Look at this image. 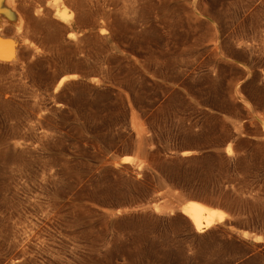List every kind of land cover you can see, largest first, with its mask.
Wrapping results in <instances>:
<instances>
[{
    "label": "rangeland",
    "instance_id": "rangeland-1",
    "mask_svg": "<svg viewBox=\"0 0 264 264\" xmlns=\"http://www.w3.org/2000/svg\"><path fill=\"white\" fill-rule=\"evenodd\" d=\"M59 1L7 7L0 264H264V0Z\"/></svg>",
    "mask_w": 264,
    "mask_h": 264
},
{
    "label": "bare ground",
    "instance_id": "bare-ground-1",
    "mask_svg": "<svg viewBox=\"0 0 264 264\" xmlns=\"http://www.w3.org/2000/svg\"><path fill=\"white\" fill-rule=\"evenodd\" d=\"M56 4V11L60 19L66 20L69 19L72 14L68 12V9L60 3L59 0H54ZM14 0H0V61L1 62H12L16 63L18 60V50L20 44H26V39H23V42H19L16 39L6 37L3 33V29L7 27L12 21H18L15 26V30L20 32L22 28V20L17 18L15 14L8 9L9 5H12ZM104 29H102L103 31ZM72 33H70L71 35ZM75 74H69L62 77L56 85V88H59L67 79L75 78ZM232 152L231 144H228L227 153ZM191 151H184L182 154H190ZM1 154V147H0ZM190 200H186L183 204L179 206L180 211L185 214L192 226L194 227L197 233H201L204 230L214 226L215 224L224 220L225 215L224 211L215 207L211 204L206 203L205 201H199L195 198L196 196H190ZM166 211L172 213L174 208L166 205ZM243 235L248 236V231H243ZM13 264V263H12Z\"/></svg>",
    "mask_w": 264,
    "mask_h": 264
}]
</instances>
